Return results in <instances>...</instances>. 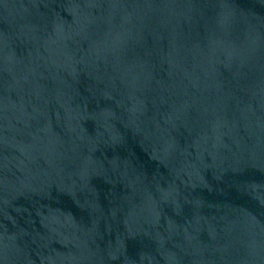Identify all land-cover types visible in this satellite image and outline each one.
<instances>
[{"label": "water", "instance_id": "obj_1", "mask_svg": "<svg viewBox=\"0 0 264 264\" xmlns=\"http://www.w3.org/2000/svg\"><path fill=\"white\" fill-rule=\"evenodd\" d=\"M0 264H264V0H0Z\"/></svg>", "mask_w": 264, "mask_h": 264}]
</instances>
